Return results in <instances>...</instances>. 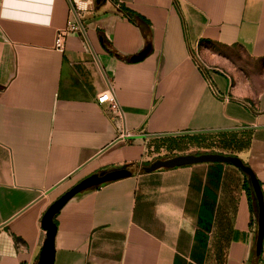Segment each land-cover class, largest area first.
I'll list each match as a JSON object with an SVG mask.
<instances>
[{
    "label": "crops",
    "instance_id": "crops-1",
    "mask_svg": "<svg viewBox=\"0 0 264 264\" xmlns=\"http://www.w3.org/2000/svg\"><path fill=\"white\" fill-rule=\"evenodd\" d=\"M87 3L82 31L59 51L69 0H0V264H37L47 207L90 174L120 167L132 174L56 213L52 264H264L240 168L141 170L175 151L177 137L217 135L220 152L253 170L264 201V0ZM195 46L217 95L190 56ZM106 89L118 110L97 102Z\"/></svg>",
    "mask_w": 264,
    "mask_h": 264
},
{
    "label": "water",
    "instance_id": "water-1",
    "mask_svg": "<svg viewBox=\"0 0 264 264\" xmlns=\"http://www.w3.org/2000/svg\"><path fill=\"white\" fill-rule=\"evenodd\" d=\"M146 54L131 56L133 62L141 60ZM200 162H227L240 168L249 178L252 190L257 204V232L255 240V255L259 256L262 247V239L264 234V201L259 182L253 170L243 163V161L234 155H228L216 152L189 153L180 154L165 159H155L147 165L142 166L144 172H151L160 168H172L180 165H187ZM132 171L127 167L113 168L105 172H96L81 179L71 188L66 190L57 199H55L45 210L41 218V226L45 231V238L38 254L37 264H52L54 257V237L56 233V224L54 216L63 207V205L76 194L98 186L104 182L128 177Z\"/></svg>",
    "mask_w": 264,
    "mask_h": 264
},
{
    "label": "built area",
    "instance_id": "built-area-1",
    "mask_svg": "<svg viewBox=\"0 0 264 264\" xmlns=\"http://www.w3.org/2000/svg\"><path fill=\"white\" fill-rule=\"evenodd\" d=\"M78 1H82L84 4L80 6L78 4ZM87 1H90V3L92 2V0H69V16L66 20V24L64 27L57 29L54 35L53 46L56 50L63 51L65 49L66 37L70 33H78L82 31V20L92 10L91 5H89ZM115 7L117 9H120V4L116 2ZM190 56L195 66L205 76L208 86L212 93L217 95L218 92L214 87L213 83L211 82V78L208 75V71L211 68L202 58L197 46L191 49ZM96 100L98 103L108 102L112 109L118 110V103L111 89H106L105 91L101 92L97 96ZM125 134L127 135L128 133L120 132L119 136L121 137V139L124 137Z\"/></svg>",
    "mask_w": 264,
    "mask_h": 264
},
{
    "label": "rangeland",
    "instance_id": "rangeland-1",
    "mask_svg": "<svg viewBox=\"0 0 264 264\" xmlns=\"http://www.w3.org/2000/svg\"><path fill=\"white\" fill-rule=\"evenodd\" d=\"M235 57H237L236 60L238 61L237 63L239 64L248 65V66L249 64H251L250 60L241 53L237 54ZM201 136H202V140L196 139L195 137H191V136L177 137L176 139H178V143L174 145L176 150L175 151L170 150V149L167 150L165 148L166 150L163 149L162 151L159 152L161 153L159 157H162L163 159L170 158V157L179 155L180 154L178 153L179 151H183L184 153L182 154L195 153V152L222 153L220 152V149H219V143H218L219 140H218L217 135H213V134L199 135L197 138H201Z\"/></svg>",
    "mask_w": 264,
    "mask_h": 264
},
{
    "label": "trees",
    "instance_id": "trees-1",
    "mask_svg": "<svg viewBox=\"0 0 264 264\" xmlns=\"http://www.w3.org/2000/svg\"><path fill=\"white\" fill-rule=\"evenodd\" d=\"M120 11H123V13H124L129 19L133 20L134 22H136L137 20H140V22L142 21L140 17H138L137 20H136V18H134V16H133L132 12H131L127 7H125V6L120 5ZM100 38H101V41H102V45H103L105 48H107L110 52H113V53L116 54L115 50H114L113 48L110 47L109 43L106 41L105 37H104L102 34H100ZM148 48H149V47H147L145 53L148 52V50H149ZM229 140H230V142H232V141H233V137H232V138L230 137ZM230 142H229L228 144H224V145H229ZM246 180H247V182H248V184H249V180H248V179H246ZM247 187H248V185H247ZM92 188H93V187H92ZM257 258H258V257H255V256H254V259H255L256 261L258 260Z\"/></svg>",
    "mask_w": 264,
    "mask_h": 264
},
{
    "label": "bare ground",
    "instance_id": "bare-ground-1",
    "mask_svg": "<svg viewBox=\"0 0 264 264\" xmlns=\"http://www.w3.org/2000/svg\"><path fill=\"white\" fill-rule=\"evenodd\" d=\"M78 4L82 6L84 3L82 1H78Z\"/></svg>",
    "mask_w": 264,
    "mask_h": 264
}]
</instances>
